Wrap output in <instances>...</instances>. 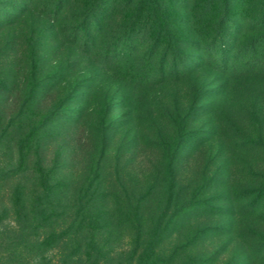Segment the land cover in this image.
Returning a JSON list of instances; mask_svg holds the SVG:
<instances>
[{
    "label": "rangeland",
    "instance_id": "obj_1",
    "mask_svg": "<svg viewBox=\"0 0 264 264\" xmlns=\"http://www.w3.org/2000/svg\"><path fill=\"white\" fill-rule=\"evenodd\" d=\"M37 1L0 0L16 20L0 24V264H264V0H61L58 35L40 16L55 0ZM91 4L106 22L88 50L73 36ZM53 59L71 86L103 75L82 113L64 88L31 100L28 68ZM34 217L40 238L20 242Z\"/></svg>",
    "mask_w": 264,
    "mask_h": 264
},
{
    "label": "trees",
    "instance_id": "obj_2",
    "mask_svg": "<svg viewBox=\"0 0 264 264\" xmlns=\"http://www.w3.org/2000/svg\"><path fill=\"white\" fill-rule=\"evenodd\" d=\"M61 0H55L52 3V6H50L48 9L44 10V12H40L43 15H40V13L38 15L43 16L44 18L46 17L48 19V23L51 29H48V32H52L54 35H58L61 33L62 31V22L63 20L60 18V15H58L59 12L58 11V7H60V5L62 4L61 2H58ZM30 4H37L38 1L37 0H29ZM83 12H82V18L81 20L83 21V24H80V28L78 31V33L74 34V39H76V42L79 40V35L81 34V36L83 35L88 50L89 47H93L95 48V44H89L90 41L92 39H94V35H97V39L100 38L99 35H101L102 32H104V26H105V22H106V17L104 15L103 12H101L100 10L98 11V7L95 5H88L83 7ZM48 12V14H47ZM71 13H73L71 11ZM68 14V12H67ZM54 17V18H52ZM80 21V20H79ZM2 22V23H1ZM16 22V20H12L10 18L8 19H0V24H8V26L14 24ZM129 29V28H128ZM59 38V37H58ZM55 40H57V38H54ZM132 36L130 34H126L125 37L121 40V42H125V44L127 43H131V41H133ZM138 41V40H136ZM58 42V40H57ZM72 43V42H71ZM89 44V45H88ZM91 45V46H90ZM33 52V54L30 56L29 60L32 61L33 63L36 64L37 66V60L38 56L35 53V47L32 48L31 50ZM155 53L150 57H155ZM127 57V56H126ZM55 64V68H28L29 69V74L32 77V82L35 84L34 88L32 89V98L31 100H33L37 95H36V90L37 89H48V90H54L56 88H64L66 89V91L71 90V98L73 99H77L78 97L80 98V104L83 106V108L80 110L79 113H82L84 111V102L86 101V99L88 97H90L91 92L93 91V89L95 87H97V83H100L102 81V77L103 75L101 74L100 76H96L95 79H91L90 76H88L92 81L91 84H89L88 86V79L87 76H79L77 79V83L75 86H71L69 85L71 83L70 81V74L68 73L69 68H67L68 66H65L64 62L62 60H58V59H53L52 60ZM149 65H151L152 63H150V61L148 62ZM72 65V64H70ZM61 66V67H60ZM77 69V68H76ZM153 70H158L161 72V68H153ZM54 87V88H53ZM38 91V90H37ZM40 91V90H39ZM42 91V90H41ZM69 97V96H68ZM81 106V107H82ZM172 117V116H171ZM181 121V125L180 127L186 123L185 118H180ZM177 126V124H175V127ZM185 129L181 130L182 132ZM182 143V142H181ZM181 143H178L176 146V151L174 153H171V151L168 149V165H169V171L173 170V167L176 165L177 160H178V153H179V149L181 147ZM167 143L165 142V140H161V150H167L166 147ZM166 152V151H165ZM171 173L173 171H170ZM170 173V174H171ZM169 174V175H170ZM174 181V179L172 180V182ZM174 183V182H173ZM175 188L176 186L172 185L169 188H166V191L164 192V207H163V211L161 213V244H164L167 240V235H169V231H171L172 226L176 225V223L174 224L172 221V218L170 216V212L173 208V206L178 207V203L177 201H179V194H175ZM258 195L260 194V197H262L264 195V188H261L260 190H256L255 191H251V193H257ZM176 204V205H175ZM41 204L38 202L37 204V210L38 208L40 209ZM139 207V206H138ZM137 207V208H138ZM255 208H252V210H246L247 213H251V214H255L254 211ZM40 211V210H39ZM179 212V211H178ZM139 214V213H138ZM140 216V215H138ZM171 221V223H170ZM23 230L20 236V242L22 243H27L29 241V239H31L32 237H38L40 238L39 235V230H40V225L38 224V221L34 218H32L31 220H25L23 222ZM139 228H138V237H137V245L136 247L133 249V251L131 252V257L133 259H137V261L142 258V256L144 257L146 255L145 252H141V240L143 239V223L142 220H139L138 222ZM46 242V241H44ZM43 242V244H44ZM17 255V254H16ZM255 255H257V258L259 261H263L264 262V246L262 248H259V250H257L255 252ZM154 257V255L152 256ZM174 256L171 258H168L169 260H165L164 259L162 261H164V264H172L174 262ZM144 261V259H141L140 262ZM162 264V262H161Z\"/></svg>",
    "mask_w": 264,
    "mask_h": 264
}]
</instances>
